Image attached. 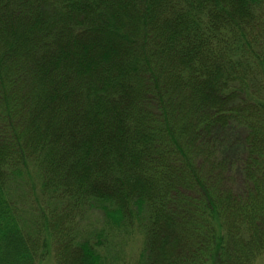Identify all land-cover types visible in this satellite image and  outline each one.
I'll list each match as a JSON object with an SVG mask.
<instances>
[{"label":"trees","instance_id":"1","mask_svg":"<svg viewBox=\"0 0 264 264\" xmlns=\"http://www.w3.org/2000/svg\"><path fill=\"white\" fill-rule=\"evenodd\" d=\"M264 259V0H0V264Z\"/></svg>","mask_w":264,"mask_h":264},{"label":"rangeland","instance_id":"2","mask_svg":"<svg viewBox=\"0 0 264 264\" xmlns=\"http://www.w3.org/2000/svg\"><path fill=\"white\" fill-rule=\"evenodd\" d=\"M49 264H54L53 262L49 263ZM256 264H264V259H262L261 261H258Z\"/></svg>","mask_w":264,"mask_h":264}]
</instances>
